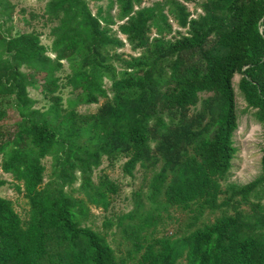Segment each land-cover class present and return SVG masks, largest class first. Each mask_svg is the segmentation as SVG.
<instances>
[{
	"label": "trees",
	"instance_id": "16d2710c",
	"mask_svg": "<svg viewBox=\"0 0 264 264\" xmlns=\"http://www.w3.org/2000/svg\"><path fill=\"white\" fill-rule=\"evenodd\" d=\"M36 1L49 47L35 15L21 19L25 30L5 28L14 6L0 0V169L28 206L22 220L0 197V264H264V149L256 179L229 183L235 76L245 112L264 126V0ZM102 1L109 8L93 13L89 4ZM188 4L200 13L192 17ZM125 44L138 56L119 54ZM36 86L46 109L34 108ZM64 89L74 95L66 103ZM101 99L95 114L77 111ZM10 110L19 120L8 126ZM104 159H124L128 177L137 168L152 174L151 209L139 201L97 229L90 208L107 214L118 193L106 175L93 180ZM171 210L186 223L175 239L158 238L161 213L173 220ZM114 227L129 245L124 254L107 241Z\"/></svg>",
	"mask_w": 264,
	"mask_h": 264
},
{
	"label": "rangeland",
	"instance_id": "374dc122",
	"mask_svg": "<svg viewBox=\"0 0 264 264\" xmlns=\"http://www.w3.org/2000/svg\"><path fill=\"white\" fill-rule=\"evenodd\" d=\"M8 1L14 6V13L12 16V21L7 22L5 28L13 27V30L14 28L17 30H25L26 25L21 22V19L23 17L30 19L31 15H35L37 18L32 21V25L36 30L41 33H44V35H42L41 37V43L49 47L51 43V39L48 36L49 29L46 28L40 30V24L42 20H40L39 17L43 11L44 3L38 2L36 0ZM160 1L161 0H143V7H150L153 3ZM197 1L201 3L204 0ZM89 6L93 13H95L96 9L98 8L103 9L104 12L109 8L107 1H102L100 3H90ZM187 8L189 12L194 15L192 17H195L197 14L200 13V10H197V13L195 14L193 13L196 7L192 4H188ZM116 13L117 9L113 7L111 10V15L115 16ZM170 23L174 31L178 30L175 23H173L172 21ZM112 29L113 31H116L117 27H112ZM117 36L123 42H125L124 37L120 36L119 34H117ZM154 37L155 36L153 35L152 38ZM118 53L122 54L124 58L138 56V53H133L130 51L129 46L127 44H125V47L119 50ZM48 55L51 58H54L51 53H48ZM63 64L64 71L58 74V76L61 77L69 73L67 64L65 62ZM115 66L117 68L120 67L118 63H116ZM239 79V76H235L233 79V85L236 93V106L238 112V128L235 132L233 139V142L237 149V154L232 162V170L230 171L229 175V183L238 186H243L256 179L260 173V159L264 149V126L254 120L252 111L245 112L246 105L243 102L241 96L239 95L237 89ZM36 81L39 83V78ZM105 86H108L107 82L105 83ZM28 94L30 98L36 101V105L34 106V108L41 110L47 108L48 102L43 98L42 94L40 93V88L38 86L34 88H29ZM60 95L64 103L74 98V95L71 94L69 89H64L60 91ZM102 103L103 100L101 99L97 105L80 106L77 108V111L83 115L95 114L98 108L102 105ZM18 120L19 118L17 114L10 110L8 111L7 120L4 122V124L11 126L14 123L18 122ZM124 161V159H119L112 166H109L104 159L99 169L94 172L93 180L95 183H97V178L100 175H106L108 179L116 183L118 187V193L113 197L111 209L107 214L103 213L100 209L96 210L93 207L90 208V213L91 215H93L91 219L93 220L94 227L97 229H100L102 220L105 216H115L114 220H116V217L126 215L129 212H132L139 201H141L145 205V210L151 209V203L147 200L146 196L149 193L148 178H150L152 174L150 172L146 174L143 170L137 168L133 174V177H128L122 172V165L124 164ZM43 164L46 167L44 179V182L46 183L52 171V160L50 158H46L43 161ZM0 178L7 181V185L0 189V197L12 201L16 212H18L22 220H26L28 215V206L26 200L23 199L21 195H18L15 192L12 186L13 184L11 177L9 175L4 174L1 169ZM78 185L79 182H77L74 187L77 188ZM170 215L174 216L173 220H169L163 212L161 213L162 221L158 228V230L160 231L157 234L158 238L167 236L169 238L175 239L184 224L186 223V213H183L180 210H171ZM163 227L164 230H162ZM122 238V234L117 230L116 227H114L109 231L107 241L116 250L118 249L119 244L122 243L123 246L120 247L119 251L124 254L125 251L128 249L129 245L124 242Z\"/></svg>",
	"mask_w": 264,
	"mask_h": 264
}]
</instances>
